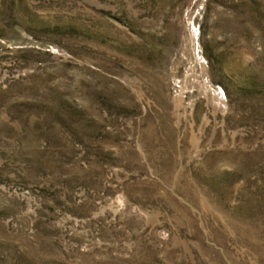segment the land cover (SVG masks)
Returning a JSON list of instances; mask_svg holds the SVG:
<instances>
[{"label":"rangeland","instance_id":"obj_1","mask_svg":"<svg viewBox=\"0 0 264 264\" xmlns=\"http://www.w3.org/2000/svg\"><path fill=\"white\" fill-rule=\"evenodd\" d=\"M0 264H264V0H0Z\"/></svg>","mask_w":264,"mask_h":264}]
</instances>
